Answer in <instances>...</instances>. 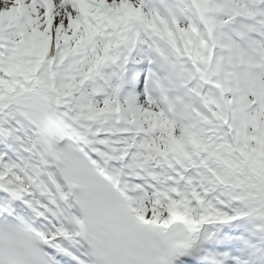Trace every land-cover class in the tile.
Listing matches in <instances>:
<instances>
[{
  "label": "snow or ice",
  "instance_id": "1",
  "mask_svg": "<svg viewBox=\"0 0 264 264\" xmlns=\"http://www.w3.org/2000/svg\"><path fill=\"white\" fill-rule=\"evenodd\" d=\"M0 264H264V0H0Z\"/></svg>",
  "mask_w": 264,
  "mask_h": 264
}]
</instances>
